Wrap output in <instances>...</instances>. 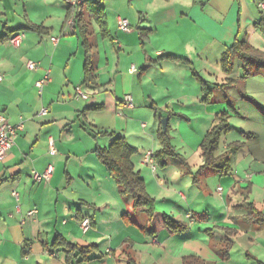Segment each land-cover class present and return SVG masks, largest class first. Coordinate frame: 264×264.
<instances>
[{"label":"clouds","instance_id":"clouds-1","mask_svg":"<svg viewBox=\"0 0 264 264\" xmlns=\"http://www.w3.org/2000/svg\"><path fill=\"white\" fill-rule=\"evenodd\" d=\"M264 0H0V264H264Z\"/></svg>","mask_w":264,"mask_h":264},{"label":"rangeland","instance_id":"rangeland-1","mask_svg":"<svg viewBox=\"0 0 264 264\" xmlns=\"http://www.w3.org/2000/svg\"><path fill=\"white\" fill-rule=\"evenodd\" d=\"M256 182L257 183H264V178H257Z\"/></svg>","mask_w":264,"mask_h":264}]
</instances>
